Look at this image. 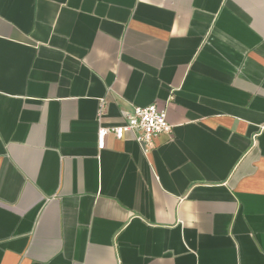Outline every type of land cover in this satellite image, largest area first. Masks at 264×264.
I'll return each mask as SVG.
<instances>
[{
	"label": "crops",
	"instance_id": "0c3cea01",
	"mask_svg": "<svg viewBox=\"0 0 264 264\" xmlns=\"http://www.w3.org/2000/svg\"><path fill=\"white\" fill-rule=\"evenodd\" d=\"M0 264H264V0H0Z\"/></svg>",
	"mask_w": 264,
	"mask_h": 264
},
{
	"label": "built area",
	"instance_id": "2783aa9c",
	"mask_svg": "<svg viewBox=\"0 0 264 264\" xmlns=\"http://www.w3.org/2000/svg\"><path fill=\"white\" fill-rule=\"evenodd\" d=\"M103 102V100H102ZM103 107L98 109L101 115ZM125 122L121 125L101 126L97 129V148L105 146V140L110 134L117 139H123L126 133L133 135L143 150L151 147L160 134H171L172 126L168 123L165 109H159L156 104L132 106L125 112Z\"/></svg>",
	"mask_w": 264,
	"mask_h": 264
}]
</instances>
